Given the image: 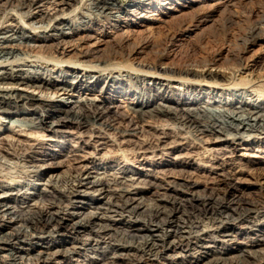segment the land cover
Returning a JSON list of instances; mask_svg holds the SVG:
<instances>
[{"label":"bare ground","instance_id":"bare-ground-1","mask_svg":"<svg viewBox=\"0 0 264 264\" xmlns=\"http://www.w3.org/2000/svg\"><path fill=\"white\" fill-rule=\"evenodd\" d=\"M78 1L82 4L75 7L77 0H0V13H3L0 17V63L12 64L27 56H38L45 57L47 61L70 62L100 69L121 65L151 74L149 77L154 79L155 86L158 79L159 83L163 79L170 83L200 82L205 90L198 92L193 90L195 85H192L194 92L172 91L168 87L163 93L153 89L147 92L142 87L138 91L139 85L135 82L130 85L119 83L110 90L113 95L131 96L135 100L140 96V104H149L156 96L162 97L164 112L180 117L195 137L208 133L237 140L245 136L264 135V100L259 101L252 98V94L231 87L246 86L254 80L236 79L233 75L219 72H198L191 68L220 65L243 67L250 60L248 54L252 48L264 42V0L247 8L248 14L240 13V9L236 8H246L247 2L253 3L255 0ZM66 15H71V19ZM166 27L170 31L173 27L178 28L163 33ZM208 28L220 29L219 36L215 33L211 37L223 44L210 55L204 53L196 42L197 39H210L209 33H205ZM184 48L200 55L186 63L174 61V57ZM29 70L30 74L26 75L21 71L6 70L0 75V80L19 79L54 86L69 84L72 79L77 88H91L106 83L109 78L100 73L82 74L81 70L77 71L71 66L59 71L58 75L53 74L52 69L50 71L39 65ZM117 77L110 80L120 82ZM255 80L264 81V73L256 76ZM227 85L231 86L222 90ZM254 90L259 96L260 93L264 95V84L261 82ZM206 94L208 98L204 97ZM77 102L78 110L62 100L46 99L17 88H2L0 130L4 126L58 134L64 132L60 128L72 125L79 129L90 127L93 131L113 127L115 119L109 117L103 120L112 115H109L111 109L107 101L98 103L95 99H86ZM126 132L129 130H122L123 134ZM154 147L148 144L144 148L148 151ZM56 155L47 154L49 158ZM24 156L31 157L32 161L35 159L30 154H22L21 158ZM219 165H222L221 173L215 186L209 187L208 193L198 195L189 192L197 183L180 180L175 186L181 185L189 191L174 188L168 198L151 207L142 202L135 205L103 200L95 202L93 197L83 194L76 185L67 190L52 186L54 188L48 191L35 190L34 187L28 193L0 182V190L5 193L17 190L10 193L14 196L6 199L32 197L44 202L24 206L22 203L25 202L5 203V198H0V264H51L57 258L69 260L74 255H83V250H95L96 246L104 245L114 251L125 249L164 257L172 249L199 252L198 256L189 258L188 264H264L262 249L244 245L225 251L214 250L206 242L205 237L231 240L235 233L242 232L239 224L246 222L244 234H254L257 238L255 243L254 239L250 240L251 245L264 244L263 193L243 195L241 193L246 186L236 182V178L250 176L258 181L260 189L264 188V160L251 161L238 157L227 159ZM32 166L40 170L39 166ZM237 167L245 170L236 171ZM89 182L93 187L109 186L103 180ZM221 185L226 186L225 189ZM139 192L145 193L143 190ZM92 204L95 209L105 208L122 216L129 214L136 218L137 223L116 226L102 224L97 214L87 210ZM69 208L83 210L84 216L74 215L67 211ZM206 221L212 224L213 229H205ZM87 234L95 235L92 241L88 242V237L85 238L87 241H81V236ZM232 253L234 255H230ZM170 258L175 259V255H170ZM99 259L95 258L94 263ZM118 260L108 261L117 264ZM127 261L137 263L134 257ZM172 264L180 263L174 261Z\"/></svg>","mask_w":264,"mask_h":264},{"label":"rangeland","instance_id":"rangeland-1","mask_svg":"<svg viewBox=\"0 0 264 264\" xmlns=\"http://www.w3.org/2000/svg\"><path fill=\"white\" fill-rule=\"evenodd\" d=\"M130 1L124 0L125 3H129ZM255 3L259 4L260 0H255L253 3L247 2V7L243 8L244 11L239 7L236 9H240L238 10L240 13L245 12V14H248L246 9L255 6ZM81 4L82 2L80 3L77 0L75 7ZM2 15L3 13H0V17ZM65 17L71 19V15H66ZM27 21L30 22L31 20L27 19ZM27 27L30 28V26ZM176 28L178 27H173L171 30L174 31ZM162 31L163 33L172 32L169 27L163 28ZM220 32L218 28H208L205 33H212L211 35L208 34L210 39L204 41H198L197 39L196 42L201 46V49H204V53L210 55L223 46L222 41L211 37L216 34H218L216 36H219ZM179 53V55L177 54L174 57V61L181 63L190 62L194 57L200 55L189 48H184L183 52ZM250 53L248 54L250 55V60L243 67L220 65L191 66V68L198 72H219L229 76L233 75L236 79L254 80L255 82L252 81V83L246 86L227 85L222 87V90L230 86L236 89L240 88V92H244L245 94L250 93V95L252 94L251 96H254L252 98L261 101V99L264 100V95L260 93L259 96V93L254 92V88L261 85V82L264 84V81L258 82L255 80L256 76L264 73V42L257 43ZM43 58L45 59V57L27 56L23 60L12 64L0 63V75L6 70L21 71L24 75L30 74L28 72L30 71L29 69H33L39 65L41 68L45 67L50 71L52 69L55 75H58L62 69L71 66L76 68L77 71L81 70L82 74L100 73L104 77L109 76V78L106 80V83H99L91 88H77L76 83L72 79L69 84H56L54 86L26 82L19 79H4L0 80V89L17 88L22 91L42 95L46 99L62 100L77 110L79 109V102H77L79 100L95 99L98 103L102 100L107 101L111 109L109 115L116 116H106L103 120H107L109 117L115 120L112 123L113 127L104 128L105 130L98 128L96 131H93V128L90 129V127L79 129L76 125H72L60 128L64 132L58 134H53L50 131H26L18 127L6 128L3 126L0 130V182H3L7 187H17L22 192L30 193L34 187L35 190L48 191L54 187L60 190H67L78 186L83 194L93 197L95 202L103 200L105 202L128 203L132 205L142 202L143 205L151 207L159 204L162 199L168 198L174 188L186 191L187 189L181 185L175 186L176 182L180 180L197 183L193 189L187 190L189 192L198 195L208 193L209 187L215 186L219 173H221L220 169L222 165H219V163L227 161V159L240 157L251 161L264 160V135L251 136L249 138L245 136L237 140L226 139L225 137L208 133L197 134L195 137L194 134L192 135L191 128L180 117L175 116V114L168 115L164 112L162 97L156 96L151 103L140 104L142 101V97L140 96L137 97L139 101L135 100L134 97L131 98V96L113 95L110 90L114 85L119 83L130 85L135 82L136 85H139L138 91L142 87L147 92L153 89L159 93H163L164 89L168 87V90L172 91L174 89L177 91L178 89L194 92L192 91V85H195L193 90L198 92L201 89L205 90V87L200 82L195 83L185 80L186 82H182L184 85L182 83H173L172 81L170 83L166 79H163L159 83L160 79H158L155 86L153 84L154 79L149 77L152 76L151 74L142 71L138 72L121 65H111L107 66L108 68L105 67L104 69L103 67L100 69L98 67L72 64L70 62L62 63L49 59L47 61V59L44 60ZM112 77H117L120 82H117V80L113 82V80H110ZM255 84L258 86H255ZM250 95H247V97ZM206 96L207 94L204 97L208 98ZM122 130H129V132L123 134ZM194 138H198V140ZM148 144H153L155 146L154 149L151 148V150L146 151L144 147ZM48 153H57V155L54 158H49L47 156ZM22 154H30L35 156V159L32 161L31 157L28 158L26 156L21 158ZM57 164L60 165L57 166ZM32 165L39 166L40 170L38 171ZM235 170L241 172L245 169L237 167ZM249 177L236 178L237 183L246 186L241 194L250 196L254 195V193H263L264 199V188L260 189L258 181L255 178ZM98 180L106 181L109 186L97 185L93 187L89 182ZM120 181L123 183L121 184ZM249 185H251V188ZM125 187L127 189L124 191ZM221 187L225 189L226 186L221 185ZM140 190H143L145 193H140ZM16 192L17 190H9L5 193L0 190V198H5V203L18 204L20 201L25 202L22 203L24 206L28 204L31 206L44 204L41 199L32 197L27 199L15 197L17 198L15 200L6 199L10 195H15L10 193ZM88 203L91 204V202ZM66 204L65 202L64 205ZM87 210L97 214L99 222L102 224L116 226L128 222H132V224L137 223L136 218L129 214L122 216L105 208L95 209L93 204ZM67 211L74 213V215L84 216L83 210L69 208ZM204 224L206 230L213 229L209 221H206ZM246 225V222L239 224L242 232L235 233L234 238L231 240L219 237H205L206 242L214 250L225 251L246 245L262 249V253H264V244L251 245L250 240L254 239L255 243L257 238L254 234H244ZM94 236V234L83 235L81 236V241H87L85 238L88 237L90 239L88 242H91ZM93 243H96V241H93ZM57 248L59 247H55V249ZM111 249L107 245L103 247L96 246L95 250L90 248L83 250V255H74L69 260L57 258L51 264H110L108 260L113 259H119L117 264H130L127 261L130 257L136 258V264H172L174 261L180 264H188L191 256L199 255V252L197 253L195 250L180 251L179 249H172V251L168 252V256L164 257L145 255L132 250L120 249L119 251H114ZM170 255H175V259H171ZM230 255H234V253ZM95 258H100V261L94 263Z\"/></svg>","mask_w":264,"mask_h":264}]
</instances>
